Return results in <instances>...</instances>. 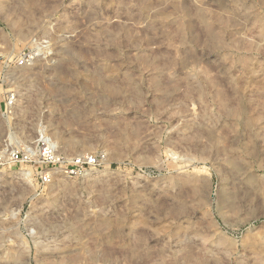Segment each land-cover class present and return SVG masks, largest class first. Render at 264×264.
I'll list each match as a JSON object with an SVG mask.
<instances>
[{
    "label": "rangeland",
    "instance_id": "rangeland-1",
    "mask_svg": "<svg viewBox=\"0 0 264 264\" xmlns=\"http://www.w3.org/2000/svg\"><path fill=\"white\" fill-rule=\"evenodd\" d=\"M0 55V155L98 156L0 164V264H264V0H0Z\"/></svg>",
    "mask_w": 264,
    "mask_h": 264
},
{
    "label": "built area",
    "instance_id": "built-area-1",
    "mask_svg": "<svg viewBox=\"0 0 264 264\" xmlns=\"http://www.w3.org/2000/svg\"><path fill=\"white\" fill-rule=\"evenodd\" d=\"M35 54L32 51L23 53L17 59V64L19 66L31 65L35 60ZM16 100V95L11 93L6 106L14 107ZM7 160L16 165L32 164L37 172L38 184L45 186L51 183L53 170H59L68 175H77L87 167L97 165L98 156L96 154H80L68 158L58 149L57 143L51 135L41 133L33 145L0 155V164H4Z\"/></svg>",
    "mask_w": 264,
    "mask_h": 264
},
{
    "label": "bare ground",
    "instance_id": "bare-ground-1",
    "mask_svg": "<svg viewBox=\"0 0 264 264\" xmlns=\"http://www.w3.org/2000/svg\"><path fill=\"white\" fill-rule=\"evenodd\" d=\"M25 173L29 175V172H25ZM231 194H233V193H231ZM220 199H221V198H220ZM227 199H231V195L228 196ZM222 200H223V199H222ZM222 200L220 201V205H222V204H221V203H222ZM225 204H226V203H225Z\"/></svg>",
    "mask_w": 264,
    "mask_h": 264
}]
</instances>
